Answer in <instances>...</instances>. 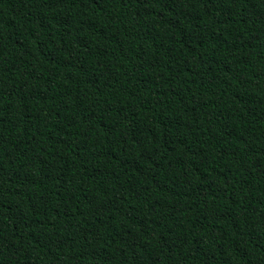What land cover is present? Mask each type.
Listing matches in <instances>:
<instances>
[{
  "label": "trees",
  "instance_id": "obj_1",
  "mask_svg": "<svg viewBox=\"0 0 264 264\" xmlns=\"http://www.w3.org/2000/svg\"><path fill=\"white\" fill-rule=\"evenodd\" d=\"M0 264H264V0H0Z\"/></svg>",
  "mask_w": 264,
  "mask_h": 264
}]
</instances>
